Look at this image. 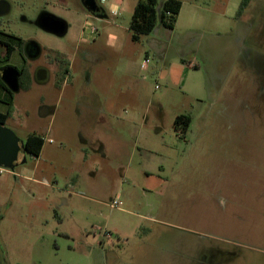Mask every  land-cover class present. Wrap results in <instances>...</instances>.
Wrapping results in <instances>:
<instances>
[{
  "label": "rangeland",
  "instance_id": "374dc122",
  "mask_svg": "<svg viewBox=\"0 0 264 264\" xmlns=\"http://www.w3.org/2000/svg\"><path fill=\"white\" fill-rule=\"evenodd\" d=\"M0 1L9 6L1 30L41 47L24 67L29 86L13 92L4 126L23 143L31 134L44 140L38 158L26 155L25 164L0 173V264H153V249L156 264H264V0H250L238 22L242 0H180L174 49L165 63L149 59L145 70V37L134 43L128 29L138 0H96L103 21L80 19L81 0ZM110 5L118 6L114 13ZM42 13L64 19L67 34L39 29ZM82 21L96 30L86 59L72 42ZM190 31L187 51L200 68L186 70L177 43ZM37 67L47 70L42 81L33 79ZM179 115L191 120L182 138L173 128ZM129 121L161 128L156 158L144 160L149 175L116 176L102 158L82 163L81 134L105 138V123ZM93 164L104 205L69 189L72 174ZM43 174L53 189L41 203L21 177ZM117 188L120 209L109 207ZM155 188L156 222H149L143 218L155 213L146 206Z\"/></svg>",
  "mask_w": 264,
  "mask_h": 264
},
{
  "label": "crops",
  "instance_id": "0c3cea01",
  "mask_svg": "<svg viewBox=\"0 0 264 264\" xmlns=\"http://www.w3.org/2000/svg\"><path fill=\"white\" fill-rule=\"evenodd\" d=\"M180 1V0H178ZM181 2V1H180ZM183 2H181V9L177 17V21L179 19V16L181 14V10L183 8ZM111 7L109 9L118 8V6L110 5ZM161 6V3H160ZM248 7V6H247ZM247 8L245 9V11ZM244 11V13H245ZM242 16L238 19L233 17L234 21H239L243 17ZM85 16H80V19H84ZM82 19V20H83ZM177 21L175 24V27L173 30H167L163 28L162 26H157L150 35L145 36V56L148 59H154L155 61L159 62H167V55L172 52L174 41L173 39L176 37L175 28L177 25ZM85 25L86 22L80 24L79 34L73 39V46L76 54L80 53L82 54L83 59L87 58L89 55L93 54V51H85L83 50L87 44L94 43L96 41V34L92 35L89 33V31H85ZM69 28V25H68ZM12 36V35H11ZM167 38L165 39V37ZM191 31L187 33L184 37H178L180 40L178 45V49H180L181 54L179 56H176L177 59H179L180 63L185 66V69H199L200 66L198 62L196 61V58L192 55H189V49L186 46L187 43L190 41ZM13 41V52H12V58H11V64L14 66L12 68L17 73H19V70L25 67L26 63L28 61H25V55L24 53L27 52V47L25 48L24 45L22 47L18 46L15 39H11ZM141 40V39H140ZM39 45V44H38ZM24 47V48H23ZM40 47V45H39ZM41 48V47H40ZM80 49V50H79ZM24 50V51H23ZM188 50V51H187ZM17 57L21 60V65L18 66V64L15 63L17 60ZM15 60V61H14ZM148 67V66H147ZM144 70V69H143ZM130 72V71H129ZM46 76H48L47 70H46ZM33 79L35 81L37 80V77H35V71L33 73ZM0 80L2 81V77H0ZM3 82V81H2ZM4 83V82H3ZM5 84V83H4ZM18 84H19V77H18ZM6 86V85H5ZM7 87V86H6ZM8 88V87H7ZM20 84H19V89ZM10 91V90H9ZM12 94L13 92L10 91ZM10 95L6 93L3 89L0 88V113L6 114L11 113L13 111L12 108V101H13V95ZM49 108L45 107V115L49 112ZM7 123V121H6ZM5 123V124H6ZM149 122L143 121L140 124H137L136 122L129 121V123H120L117 126L113 125L112 123H105V130L107 131V136L105 138H102L98 134H92L90 131L87 133H83L80 135L79 142L81 143V147H83L81 150H79L77 153L82 158L83 162L86 163L91 160L93 163L95 158H102L103 161L107 162L108 170L115 171L117 173L116 176H123V177H130L132 180L137 179L141 173L145 175H149V172L145 170L146 162L144 161L147 158H156V135L161 131V128L154 125H149ZM147 130V131H145ZM130 131L134 132L133 136L130 137ZM184 135H181V138ZM180 139V138H179ZM49 142H51L49 140ZM52 144V143H50ZM43 148V147H42ZM42 152V151H41ZM41 155V153H40ZM39 155V156H40ZM54 155L49 156L48 164L50 165L52 163V159ZM138 156V162L136 163V168L133 167V164L130 163V161H133ZM117 159H123L126 163L123 167H117L116 163ZM142 170H139V169ZM108 172V171H107ZM97 175H99V171L97 168L94 167V164L92 165L91 169L88 170H79V172L72 174L69 185L70 190L77 189L80 194V197L82 200H91L95 204L104 205L106 198H97V194L100 193L101 189L97 187V184L95 183V180H97ZM156 177V174H155ZM84 178L88 179L89 181H92V184L86 187V184L84 183ZM21 180H24L28 182L32 188L30 189L29 197L31 199H34L36 202L46 201V195L48 190H52L53 186L49 184V179L42 175V178H36L35 176H22ZM53 181H56L55 179ZM65 187H68L67 184H65ZM67 189V188H66ZM160 190L161 192H158V194L165 193L166 188L162 187ZM120 191L118 188L116 190L115 196L109 197V207L114 209H120L121 202L120 200ZM149 190H143V195L147 198L148 196L146 193H148ZM66 194L72 195L67 190L65 191ZM86 193L94 194V198L90 199L85 196ZM149 194L152 195L153 203H148L146 206L148 208H151L155 211V213L151 216L147 215L145 218H143L146 221L153 220L156 222V188L152 190ZM149 198H147L148 200ZM118 201V205H115V201ZM61 206V204H60ZM108 235V236H107ZM106 239L109 237V234L106 233ZM110 239V238H109ZM108 239V240H109ZM97 248L100 250H104V248L109 249V242H99L96 243ZM149 253V252H148ZM101 256V252H100ZM150 256L153 258V264H156V249H153L151 251ZM141 264H147V261L144 259H141Z\"/></svg>",
  "mask_w": 264,
  "mask_h": 264
},
{
  "label": "trees",
  "instance_id": "16d2710c",
  "mask_svg": "<svg viewBox=\"0 0 264 264\" xmlns=\"http://www.w3.org/2000/svg\"><path fill=\"white\" fill-rule=\"evenodd\" d=\"M249 2L250 0H242L235 15L236 19L242 16ZM180 9L181 2L178 0H164L161 2V6L159 0H138L134 6L128 28L131 34V41L138 43L142 37L150 35L157 26H162L170 31L173 30ZM1 32L0 25V33ZM9 38L15 39L17 45L22 47V40L14 38L13 36ZM60 62H62V60ZM63 64L67 65V63ZM64 73H68L66 67L64 68ZM18 77L20 89L26 90L29 86V75L25 68H22L21 73H18ZM9 117L10 113H0V124L5 125ZM190 122L191 120L188 116L179 115L174 119L173 128L176 132L180 133V136L185 135L189 130ZM43 144L44 140L41 136L36 134L29 135L24 141L26 155L38 158Z\"/></svg>",
  "mask_w": 264,
  "mask_h": 264
},
{
  "label": "water",
  "instance_id": "95a60500",
  "mask_svg": "<svg viewBox=\"0 0 264 264\" xmlns=\"http://www.w3.org/2000/svg\"><path fill=\"white\" fill-rule=\"evenodd\" d=\"M81 4L88 13L95 16L96 20L103 21L107 19L105 11L97 5L96 0H81ZM8 11V4L0 1V17L5 16ZM37 26L43 32L58 38L64 37L68 31V24L64 19L49 13H42L38 17ZM27 46L35 49L37 55L40 53L36 43H29ZM45 76L46 72H42L40 77H37V80L42 81ZM2 81L10 91H18V73L15 70H8V76L2 77ZM25 162L26 151L24 143L6 129L4 124H0V169L13 171L16 167L25 164Z\"/></svg>",
  "mask_w": 264,
  "mask_h": 264
},
{
  "label": "flooded vegetation",
  "instance_id": "af4514ba",
  "mask_svg": "<svg viewBox=\"0 0 264 264\" xmlns=\"http://www.w3.org/2000/svg\"><path fill=\"white\" fill-rule=\"evenodd\" d=\"M2 2H4V1H2ZM97 5L99 6L98 2H97ZM83 9L86 12L85 17H89L91 20H96L95 16L88 13L84 7H83ZM9 37H11V35L9 36V35L5 34L3 31L0 33V77H7L8 76V70L14 68V66L11 64V58H12V52H13L14 45H13V41L10 40ZM26 44H24L25 48L27 47V52L24 53V55H26L25 61L26 62L27 61L28 62L37 61L41 56V48L37 44L39 52H40L37 55L35 53V49L27 46ZM21 72H22V69L19 70V73H21ZM42 72H46V70L42 67H37L35 69V77H40V73H42ZM0 88L3 89L6 93H8L10 95L12 94L1 80H0Z\"/></svg>",
  "mask_w": 264,
  "mask_h": 264
},
{
  "label": "built area",
  "instance_id": "2783aa9c",
  "mask_svg": "<svg viewBox=\"0 0 264 264\" xmlns=\"http://www.w3.org/2000/svg\"><path fill=\"white\" fill-rule=\"evenodd\" d=\"M99 3H105V4H106L107 1H106V0H100ZM111 13H114V12L111 10ZM85 31H89V33H91L92 35H95V34H96V30H95V28L93 27V25H91V24H89V23L85 25ZM148 63H149V59H148V58L144 59V60L141 62V68L145 70V69L147 68V66H148ZM2 171H3V170L0 169V173H1ZM114 204H115V205H118L119 203H118V201L116 200ZM107 236H108V235H107Z\"/></svg>",
  "mask_w": 264,
  "mask_h": 264
}]
</instances>
